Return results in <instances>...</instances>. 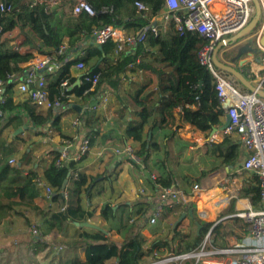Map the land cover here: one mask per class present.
<instances>
[{
    "label": "trees",
    "instance_id": "16d2710c",
    "mask_svg": "<svg viewBox=\"0 0 264 264\" xmlns=\"http://www.w3.org/2000/svg\"><path fill=\"white\" fill-rule=\"evenodd\" d=\"M59 1H63L64 5L70 4L71 7H74L76 3V0ZM86 1L95 14L91 16L84 12L76 16L70 11L60 31L55 24L56 13L46 2L2 0L3 3L12 7V11L0 12V111L3 113L0 117V225L14 214H18V207L39 210L35 201L41 196L36 182L40 176L37 164L29 169L25 168L26 165H30V161L26 160L27 153H24L18 163L13 164L12 158L16 154L14 143L2 137L3 131L10 127L22 126L24 119L29 118L36 126L51 124V127L60 133L58 124L64 112L63 110L56 112L48 110L46 114L38 112L30 95H27L23 102L13 101L11 91L16 80L31 69V66L23 68V65L34 60L33 53H20L19 47L29 46L39 55L50 56L55 60L58 67L57 77L49 81L47 79V89L51 99L60 94L62 84L65 82L69 87L73 86L68 94L77 97H82L84 92L91 88V83L84 81V75L81 84L74 86L76 78L72 75L71 69L79 62H83L88 67V74L91 76L99 74L100 76L98 84L83 98L86 101L97 99L107 89L118 90L122 77L129 72L148 71L152 73L157 78L158 102L149 107L143 100L135 98L138 109L134 111V114L138 120L130 122L123 130L122 136H116L122 143L131 141L142 147V151L138 150L137 154L147 169L151 152L159 146L150 142V133L146 136V127H150L151 133L157 129L174 127L176 108L182 109V122L190 124L194 130L207 136L216 127L223 125L224 112L218 105L214 80L198 60V53L206 41L196 32H177L173 21L168 24L167 31L158 23L157 36L151 30L147 31L142 40L130 50L119 52L117 43L112 40L103 45H96L92 42L87 44L84 56L70 59L72 50L93 40L95 30L114 26L121 29L127 36H136L149 25L140 14L137 17L129 15L126 3L136 0ZM141 1L151 7L152 16L158 15L164 6V0ZM16 28L21 30L19 36L21 45L18 44V40H12L13 43L11 40L3 39L6 33ZM36 40L40 41V45ZM65 41L69 52L58 55ZM116 54L119 57L115 62H110L112 56ZM145 54L150 57L144 56ZM107 62H109L108 65L102 68V63ZM242 72L247 76L246 70ZM46 77L48 78L49 75ZM85 115L81 114L79 118L84 119L86 127L89 128L86 137L90 140L91 148L95 141L94 136L98 132L92 130L91 116L89 118ZM62 138L67 139L68 137L62 135ZM170 153V150L164 151L163 159L157 162L161 169L156 181L151 182V191L178 184L186 192H192L194 187L192 176H181V182L177 183L179 174L173 167L174 159L169 162ZM204 155L211 158L214 163L219 162L236 168L241 160V149L238 141L232 136H226L219 143L206 145ZM57 158L58 155L43 171L41 178L54 190L52 203L56 204L55 210L44 212L43 217H49L48 228L56 229L59 233L66 224L75 227L76 223L88 222L93 217V213L87 212L82 206L83 196L90 197L92 189L100 179L107 180L109 175L105 173L97 176L83 174L78 167L81 161H70L57 166ZM215 169L216 167H213L210 171ZM65 181H68V184L64 189ZM65 192L68 195L67 199L64 196ZM239 197L249 199L254 208L260 206L258 176L251 175ZM151 206L152 202L148 199L139 202L133 207L134 211L129 212L126 219L121 217L116 224L115 207L111 203L105 204L101 217L109 224L111 230L117 231L119 238L113 241L100 231L85 230L82 238L77 242L83 249L85 260L81 261L77 256H73L66 264H106L112 259L116 260V264H141L144 257L141 249L145 240L139 238V230L145 224ZM188 208L191 209V205ZM228 213H235V201H232ZM179 217L180 214L175 215L172 210H165L163 213L162 221L169 229V236ZM183 224L184 222L175 230L172 240L167 237L161 247H159L160 242L155 243L151 253L157 248L167 249L170 253L175 241L182 240L180 229ZM203 230L204 226L201 227L199 235H196L193 241H189L191 235H188L189 239L184 241L187 245L178 253L185 254L196 250L201 244ZM225 236L226 233L222 231L221 224L217 225L211 234L214 247L220 248L221 245H228ZM171 241L173 245L170 244ZM35 247V253H39L48 248L49 243L39 241Z\"/></svg>",
    "mask_w": 264,
    "mask_h": 264
},
{
    "label": "built area",
    "instance_id": "2783aa9c",
    "mask_svg": "<svg viewBox=\"0 0 264 264\" xmlns=\"http://www.w3.org/2000/svg\"><path fill=\"white\" fill-rule=\"evenodd\" d=\"M258 1L261 9L260 22L251 36L254 38L256 46L260 50H264L260 43L264 36V0ZM132 4L142 18L149 23L144 28L146 32L151 30L157 36L158 23L166 30L168 24L173 21L177 32H196L206 41L198 53L199 63L211 74L215 84L218 105L223 110L225 118L227 116L230 118V126L224 132L228 135L235 134L247 153L240 170L259 177L261 195L258 208L252 206L241 208L232 216L243 222L247 233L245 239L233 248L218 249L209 244L213 231L211 229L196 250L178 255L171 253L162 258L155 253L154 256L157 258L155 261L141 262V264H174L178 261H181V264L192 261H194L193 264H264V98L243 89L235 77L218 68L212 59L213 51L219 42L231 39L250 23L256 12L254 0H164L163 9L156 16H152L151 7L145 2L136 0ZM11 11L10 5L0 3V12L9 13ZM84 12L91 16L95 14L86 0H76L72 11L73 15L77 16ZM138 35L127 36L119 28L106 26L95 30L93 40L96 45H103L112 40L117 43L118 51L123 52L127 47L132 48L140 42ZM21 43L19 40L18 44L21 45ZM68 52V45L64 43L60 47L58 55ZM29 66L32 70L22 76L20 90L23 94L30 95L36 108L44 110L69 108L76 99L82 100L86 97L98 84L100 77L99 74L95 76L88 74L85 64L79 62L74 67L76 70L84 72L83 79L85 82L91 83V88L86 90L82 97H77L68 94L70 89L65 82L62 84L63 88L60 94L51 99L47 89L46 75L56 67L55 60L50 56H43L40 59L32 60ZM261 71L252 72L255 77L253 76L254 78L251 79L252 76H250L249 78L257 88L264 90V71ZM100 99L103 104H106L107 98L105 96L100 97ZM175 113L181 115L182 109L176 108ZM1 116L3 113L0 111ZM74 125L81 126V120L77 118ZM90 150V140L85 138L82 140L76 155L71 156L69 150L66 149L60 151L56 165L61 166L70 161H82L90 154ZM137 151L133 146L126 144L112 150V153L128 160L129 165L138 170L141 178H150L155 182L157 176L149 174ZM103 155L104 152H100L98 156L102 158ZM36 182L38 189L52 202L54 192L52 187L41 177ZM143 193L144 190H141V194ZM64 196L67 199L66 192ZM157 196V203L149 218V224L159 225L161 233H164L166 227L162 225L163 223L161 224V221L165 210H172L176 214L177 208L189 203V197L177 184L160 188ZM37 232L38 229L34 228L33 233L37 234ZM208 245L212 247L211 251L206 250ZM55 250L58 254V250L61 252L62 247L56 246ZM218 255L221 256L220 260L208 259Z\"/></svg>",
    "mask_w": 264,
    "mask_h": 264
},
{
    "label": "crops",
    "instance_id": "0c3cea01",
    "mask_svg": "<svg viewBox=\"0 0 264 264\" xmlns=\"http://www.w3.org/2000/svg\"><path fill=\"white\" fill-rule=\"evenodd\" d=\"M26 1L27 2H35V3L36 2H40V3L46 2L50 6V9L56 13L55 24H56V26L59 27L60 31H62V29H63L64 20H65L67 14L70 11H73V7H71L70 4L64 5L63 1H59V0H46V1H44V0H26ZM1 2H2V0H0V3ZM131 7L136 9L133 6L132 2H127L126 8H127L128 13H129V9H131ZM129 15L133 16V14H129ZM167 30H168V28L166 29V31ZM20 35H21V30L19 28H16L11 32L6 33L3 36V39L6 41H9V40H11V41L12 40H18L19 41ZM36 42L40 45V41L36 40ZM92 42L94 43L93 40L85 42L83 45H81L76 50H72V52L70 54V59H76V58L84 56L86 53L87 44H89V43L91 44ZM65 43L67 44L66 41H65ZM146 46H147V44H146ZM132 48L127 47L126 49L130 50ZM148 50H151V49H148ZM19 51H20V53H23V54L28 53V52L33 53L34 54V60H37V59H40L43 57L42 55H39L35 49H33L29 46L19 47ZM144 56H147L148 58L150 57V55H147V54H145ZM117 57H119L118 54H116L114 57L112 56V58L110 59V62H115ZM220 58H222V56H220ZM245 60H246L245 65H241L238 62L237 65L235 63V66L239 70L244 71V70H246V66L248 65L249 70H246L248 78L250 76H252L251 79L255 77L252 74V72H254V71L255 72L261 71V70H262L261 72L264 71V50H261L257 55L245 57ZM108 63L109 62L102 63V68H105L108 65ZM29 65H30V63L25 64V65H23V68H26ZM86 68L88 69V67H86ZM57 70H58L57 66L54 69H52V72L48 74L49 75V77L47 78L48 81L53 80L57 77ZM71 72H72V75L76 78L75 84L78 82L80 76H83V74H84V72L76 70L74 66L72 67ZM22 76H20L16 80L15 86L11 91L13 101L15 103L16 102L17 103L23 102V100L27 96V94H23L20 90V80H21ZM123 78H124V76L121 79V84H120V87L118 90L111 91V90L107 89V90H105V93L100 96V97L105 96L107 98L106 104H103V106L98 104V106L95 109H93V108L92 109H84L83 112L81 113L84 115L86 114L85 117H89V118H90V115L92 117L94 116V118H93L94 120H92V121L95 122V127L93 125H91V127H93L92 130L98 132V134L94 136L95 141L91 147L90 154L92 152L95 154V151H97V156L99 155L100 152H104V155L102 158H99L100 161H96V160L88 161V156H89L88 155L79 163L78 167H79V170L81 173L86 174L88 176H92L90 174L92 173L91 169L93 168L94 165H96V167L98 166L99 168H102V169L107 168L108 172H113L116 169H119L122 167V168H125V169L129 170L130 172H132V174L134 175L135 178L138 176L136 180H138V182L141 181V183L135 184L134 186H131L128 188L127 193H128V198H130V200H126L127 195L125 196L123 194H118L117 196H115L114 194H110L111 191H109V189H106V186H100L101 183L98 182L97 185L92 189L90 197H88L87 195L83 196L82 206L87 212L93 213V217L88 222L98 226V224L95 223L96 218L98 220H100L99 217L101 216L102 208L104 207L105 204L111 203L112 206L115 207V212H116V216H117L116 224H118L119 219L121 217L126 219L128 217L129 212L134 211V208H133L134 205H137L139 203V202H136L134 204V201H138L140 199V197L146 195V192H147L148 200H150L152 202V206H151L150 212L147 215L145 224H143L139 230V233H140L141 231H143V227L145 225H150L149 224V220H150L149 218L151 217L152 212H153V208L157 203V199H158L157 193H158L159 189L152 192L151 191V184H152L151 182H153V181L150 178H146V179L141 178L138 170L132 168L129 165L128 160L122 158L121 156H116L114 153H112V150L116 149L117 147L120 148L126 144H129V145L133 146L134 148L139 149L136 146V144H133L131 141L126 142V143H122L116 136L117 135L122 136L123 130L126 128V126L130 122H134V121L138 120L134 114V111L138 109L135 98L143 100L144 102H146V104L149 107H151L155 103L158 102L159 89H158V85H157V81H156L157 78L152 73H150L148 71L129 72L125 76L124 80H123ZM72 87L73 86L69 87V89ZM100 97L97 98L99 100V102H100V99H99ZM155 97H156V99H155ZM154 99H155V101H154ZM90 102H91L90 100L86 101L83 99L82 100L76 99L74 104H77V105L84 107L86 104H89ZM106 106L113 107V109H112L113 112L107 111ZM37 110H38V112H41L43 114H46L48 111V110L39 109V108H37ZM56 111L57 110H55V112ZM63 111L64 112L62 114L61 120L58 124V128L60 129V133H58V131H56V129L52 128L51 124L46 125V126H44V125L43 126L42 125L36 126V125L32 124V122L29 120V118L24 119V121H23L24 124L22 126L10 127V128L3 131L2 137L8 139L10 142L13 141V143H14L16 154L12 158L13 164L18 163L19 160H15V157L18 154H20V152L23 150V145H27V144L29 145V147L26 148V150H23L21 155L23 156L24 153H27L26 160H29V161L31 160L30 154H32V153L35 154L36 150H37V149L32 150L33 146H35V145L39 146V147H41L40 149H46L47 147H51V149L49 148L51 151V154L46 153L47 155H45L46 160H43V162L40 165L38 163L36 165L38 167V172L40 174L39 177H41L43 171L49 166V164L53 161V159L56 157V155L60 153V151L66 149V150H69L71 156L76 155L77 150H78L82 140L87 138L86 134H84V133L86 132V130H89V128L86 127V123H84V122L82 123L83 125H81L82 128H79L78 126L74 125V121L77 118H79V115H81L78 112H76L75 110H72L71 108H67ZM114 113L117 114V117L113 120L110 117L114 116L115 115ZM118 114H119V117H118ZM71 115H72L73 119H70ZM102 115L105 116L107 121L105 122L106 125H100V127H101V129H100L96 125H98L102 122V119H103ZM174 115H175L174 130L179 131L180 136L182 138H185V137L187 138V136H188V139H191V135H192L195 138L196 143H198L195 145L196 150L198 152V155H202L204 157L203 159H206V161H210L212 163V167L207 172L202 174L201 178H205L203 181V185L205 186V189H202V191H197L194 193H193V191L192 192H186L183 188H181L177 184L184 192L187 193V195L189 197L188 198L189 203L186 204L185 206L181 207V208H177L175 215H179V214H182L183 212H185L186 208L189 205H191V203L193 202L195 205V215H196L195 217L197 218V220L195 221V223L193 225V227L196 229V233H195V236H196V235H199V233H200V231L198 230V225H201V227H202L205 224L213 223L218 217H221L225 211H226V213L228 212V209L230 208L232 201H235V213L237 212L238 209H241L238 207V202L240 200L248 201L249 206H252L249 199L239 197L240 193L242 192V189L246 186L247 181H248V179H250V177L249 176H242V174H240V173H248V172L240 170L241 164L244 161L246 156H245V153H244L243 148H242V143L235 134L228 135L224 131H218L217 133L214 134L212 131V133L207 136L206 134H204L200 131L194 130L190 124L182 122L181 115H178L176 113H174ZM225 122H226V118L224 116L223 125L220 127H216V129L223 127ZM21 128L23 129V132H20V133H17L16 135H14L15 132H17ZM79 129H81V130L79 131ZM185 134H187V135L185 136ZM5 135H8V136L6 137ZM62 135L66 136L68 138L64 139V138H62ZM226 136H232L236 141L239 142V145H240L241 160H240L238 167H236V168L234 166H225V165L220 164L219 162H216V161H215L216 163H214L211 158H208L204 155V147L206 145H212L215 143H219V142L223 141V139ZM46 139H49V142H51L50 145L48 142H46ZM211 139H213V141H211ZM119 142H120V144H119ZM114 144H116V147H114L112 149L107 148V146L114 145ZM177 149H179V148H177ZM42 151H45V150H41V152ZM181 153L182 152L180 151V155H177V157L183 156V155H181ZM52 157H53V159H52ZM96 162H98V164ZM121 162H122V164H121ZM216 164H219V165L224 167V170H223V173L225 174L224 178H227V179L230 178L231 179L234 176L236 181H238L240 186L236 187L237 189H235V191L230 190L229 193L225 194L223 191H221V189H220V187H218V185L211 186V183H213L212 178H214L216 175L220 174L218 172V166ZM90 167H92V168H90ZM213 167H216V169L214 171H210ZM25 168L29 169L30 167H29V165H26ZM93 169H95V168H93ZM147 170H148L149 174H155L156 176L159 173V171L157 172L155 169H150V167H148ZM187 175L192 176V174L189 172L188 173H184V172L179 173L180 178H181V176H187ZM195 175H196V173L193 174L192 177H196ZM238 178H241V181ZM107 180L109 181V185L113 184L111 182L112 180L111 181H110V179H107ZM179 182H181V181L178 178L177 183H179ZM105 185L108 186V184H105ZM141 190H144L143 194H141ZM39 192H40L41 196L38 199H36V201H35L36 203H37V201L47 199L45 194H43V192H41L40 190H39ZM46 204H47V202H46ZM53 206H56V204L53 203ZM228 206H229V208L227 209ZM132 220H130V221L132 222ZM102 221L105 224L104 226L101 225ZM102 221H101L99 227H101L102 229H104L106 231V235L110 240L116 241L119 238V234L117 233V231L111 230L109 224L103 218H102ZM217 223L218 222L214 223L213 226L216 227L218 225ZM227 223H228V225H227L228 231H225L224 230L225 227H223V226H222V231L225 232L227 236H231V238H233L231 240L232 243H228L229 246L228 245H221V246H219L220 248H218V249L233 248L235 245L242 242L245 239V237L247 236V233H246L245 228H244V224H242L241 220H236L235 218L231 217L230 219H227ZM161 224L166 227V231L164 232V233H166L168 230L166 223L161 221ZM66 225H70V224H66ZM150 226H151V229L153 231L159 232L161 234L160 227L153 226V225H150ZM68 227H72L77 233L81 234V237L79 239L82 238L83 232H85V230H87L88 232L96 231V230L90 229V228H84V229L81 228L80 229L76 225H75V227H73L72 225H70ZM156 230H158V231H156ZM200 230H201V228H200ZM191 236H192V234H191ZM59 237H61V236H59ZM211 243L214 244V240H211ZM223 244H225V243H223ZM213 247H214V245H213ZM84 260H85V256H84ZM111 261H115V264H116V260H113V259L108 261L106 264H109V262H111Z\"/></svg>",
    "mask_w": 264,
    "mask_h": 264
},
{
    "label": "rangeland",
    "instance_id": "374dc122",
    "mask_svg": "<svg viewBox=\"0 0 264 264\" xmlns=\"http://www.w3.org/2000/svg\"><path fill=\"white\" fill-rule=\"evenodd\" d=\"M129 14H133V16L135 17L139 16L138 11L132 7L131 9H129ZM220 56H222V58L225 61L230 62L232 58L235 56L234 47L230 46L229 48H225L220 53ZM237 64L238 62H236V65ZM246 70H249L248 65L246 66ZM99 104L103 106V102L101 99H100ZM109 107L110 106H106L107 111H112L113 107H110V108ZM114 114H115L114 116L110 117L113 120L117 117V114L116 113ZM102 117H103L102 122L96 125L100 129H101L100 125H106L105 122L107 121L104 115H102ZM118 117H119V114H118ZM93 118L94 116L93 117L91 116L90 118L91 125L95 127V122L92 121L94 120ZM70 119H73L72 115ZM81 120L83 123L84 119H81ZM78 127L82 128V126H78ZM149 129L150 127L147 126L146 136L147 134L150 133L151 134L150 142L152 144L155 143L157 144V146H159L158 149L152 151L150 154V158L148 162L150 169H155L157 172L158 171L160 172L161 168H160V165L157 164V162L163 159L164 151L170 150L171 153H170L169 162H171L174 159L172 161L173 162L172 164L178 174L183 173V172L184 173L189 172L193 176V174L196 173L195 175L196 177H193L194 181L192 182L194 186L192 190L193 193L197 191H202V189H205V186L203 185V181L205 178H201V177L203 173L207 172L212 167V163L210 161H206V159H203L204 157L202 155H198V152L195 147V145L198 143H196L195 138L192 135H191V139H188V136L187 138L186 137L182 138L180 136V132L174 130L173 126L168 127V128L157 129L154 131V133H151ZM80 130L81 129H79V131ZM88 132L89 130H86L84 134H87ZM186 135L187 134H185V136ZM5 136L7 137L8 135H5ZM46 142H48L49 145L51 144V142H49V139H46ZM136 146L139 148L137 150L141 152L142 147L139 146L138 144H136ZM28 147H29L28 144L23 145V150H26V148ZM114 147H116V144L107 146V148H111V149ZM40 148L41 147L36 146V145L32 147V150H36V149L37 150L35 154L33 153L30 154L31 160H30L29 167H32L34 164H37V163L40 165L43 162V160H46L45 159V155H47L46 153L51 154V151H50L51 147H47L46 149H40ZM242 148L246 156L247 153L243 145H242ZM23 150L20 152V154H18L15 157V160L21 159L22 157L21 154ZM41 150H45V151L41 152ZM180 151L182 152L181 155L183 156L177 157V155H180ZM99 158L100 157L97 156V151H95V154L93 152L89 154L88 161H94V160L100 161ZM96 163L98 164V162ZM216 165L218 166V172L220 174L212 178L213 183H211V186L218 185L221 191H223L225 194L229 193L230 190L235 191V189H237L236 187L240 186L238 181H236L234 176L231 179L224 178L225 177L224 176L225 174L223 173L224 167L219 164H216ZM94 166L93 168L95 169L90 167L92 168L91 169L92 173L90 175L97 176V175H102L103 173L108 174L110 181L112 180L111 182L113 183L112 185L111 184L109 185L108 180L100 179L99 181V183H101L100 186H106V189H109V191H111V193L110 192L109 193L114 194L115 196H117L118 194H123L125 196L127 195L126 200H130V198H128V193H127L128 188L131 186H134L135 184L141 183V181L138 182V180H136L138 176L135 178L132 172H130L129 170L125 168L121 167L119 169H116L113 172H108L107 168L102 169V168H99L98 166L96 167V165ZM240 174H242V176H249V177H251L252 175L250 173H240ZM177 178H179L181 181V178L179 176ZM238 179L241 181V178H238ZM105 184H108V186ZM147 195L148 194L146 192V195L140 197L138 201H134V204L136 202L146 201L148 199ZM45 201L47 202V204ZM36 204L39 207V210L36 211V210L31 209L30 207H18L17 208L18 214H14L12 217L6 219L0 225V264H66L69 260H71L73 256H77L79 260L83 261L84 252H83V249L81 248V245L77 243L79 238L81 237V234L77 233L72 227H68L70 225H65L64 229L59 233H58V230L56 229L50 230L47 226L49 217H43V213L48 212L50 210H55L56 206H53V203L50 202L48 199L37 201ZM188 207L186 208L187 210L186 212L188 213V215L184 221L183 227L180 229V232L182 233V236H181L182 240L177 239L173 247V253H175L176 255L180 254L178 252L187 245V242H184V241L189 239L187 238L188 235L192 234L191 239H189V241H193L195 237L196 229L193 227L195 221L197 220V218L195 217L196 216L195 215V205L192 202L190 210ZM228 208L229 206L227 207V209ZM190 211H192V216L190 215ZM234 214H231V213L229 214L228 212L226 213L225 211L222 214V216L218 217L213 223L203 225L204 230L202 232L203 238L201 240V243L206 238L209 231L211 229H214L215 226H213V224L216 222H218L217 223L218 225L222 224L221 226L225 227L224 230L228 231L227 219H230ZM99 218L100 220H98L97 218L95 220L96 221L95 223L98 224V226L100 225L102 221L101 216ZM101 225L102 226L105 225L103 221ZM155 226L160 227L159 225H155ZM34 228L38 229L37 234L33 233ZM167 237H169V229L167 230L166 233L160 234L159 232L153 231L150 225H145L143 227V231L139 233V238L145 240V242L142 245V249H141L144 255L141 262L147 263V262L155 261L157 259L154 256L155 253H157L158 257H161V258L169 256L172 252L169 253L167 249L159 250L160 248H157L156 250H154V252L151 253V249L153 245L157 242H160L159 247H161L164 244V241L166 240ZM225 238H226L227 243H232L231 240L233 238H231V236L226 235ZM211 240L212 239H210L209 244L212 245L213 243H211ZM39 241L49 243V247L39 253H35V248H36L35 246L38 244ZM56 246L62 247L61 252L60 250H58L59 252L58 254L55 250ZM206 250L211 251L212 247L208 245ZM220 258L221 256L218 255V256L209 257L208 259L220 260ZM184 263L193 264L194 261L184 262ZM109 264H115V261H111L109 262ZM174 264H181V261L175 262Z\"/></svg>",
    "mask_w": 264,
    "mask_h": 264
},
{
    "label": "water",
    "instance_id": "95a60500",
    "mask_svg": "<svg viewBox=\"0 0 264 264\" xmlns=\"http://www.w3.org/2000/svg\"><path fill=\"white\" fill-rule=\"evenodd\" d=\"M254 4H255L256 12H255L254 17L250 21V23L241 32H239L237 35H235L231 39L219 42L213 51L212 59H213L214 64L218 68H220L224 72L230 74L231 76L235 77V79L238 81V83L245 90H247L251 93H255L258 96L264 98V90L257 88L254 85V83L247 76H245L241 70H239L235 66L236 62H239L241 65H245L246 64L245 57L257 55L261 51L260 48H258L256 46L254 38L251 36L253 34V32L255 31V29L257 28V26L259 25L260 16H261V9H260L259 1L254 0ZM145 34H146V31L143 30L138 35V39L141 41ZM260 43H261V46L264 48V36L261 39ZM230 46L234 47L235 56L232 58V60L230 62H228V61H225L222 58H220V53L225 48H229ZM30 70H32V69H30ZM82 77L83 76H80L78 82L74 86L81 84ZM72 89H73V87L70 88V90H72ZM98 104H99L98 99H92V101L89 104H86L84 107L77 105V104H73L69 108H71L72 110H75L76 112L81 114L84 109H92V108L98 106ZM229 126H230V118L227 116L224 126L219 128V129L215 128L213 130V133L215 134L218 131H225L226 129L229 128ZM20 132H23L22 128L19 129L17 132H15L14 135H16L17 133H20ZM150 136H151V134H150ZM67 184H68V181H65L64 187H63L64 189L67 187ZM187 215H188L187 212H183L181 214V216L176 220V222L173 225L170 236H169L170 240L173 239L175 230L179 227L180 224H182L185 221ZM190 215L192 216V211H190ZM75 225L78 228H90V229H94L96 231H100V232L106 234V231L104 229H102L101 227L94 225L90 222L76 223ZM200 228H201V225H198L199 231H200ZM170 244L173 245V242L171 241ZM172 253H173V249H172Z\"/></svg>",
    "mask_w": 264,
    "mask_h": 264
},
{
    "label": "bare ground",
    "instance_id": "6f19581e",
    "mask_svg": "<svg viewBox=\"0 0 264 264\" xmlns=\"http://www.w3.org/2000/svg\"><path fill=\"white\" fill-rule=\"evenodd\" d=\"M248 206H249L248 201L240 200V201L238 202V207H239V208H246V207H248Z\"/></svg>",
    "mask_w": 264,
    "mask_h": 264
}]
</instances>
